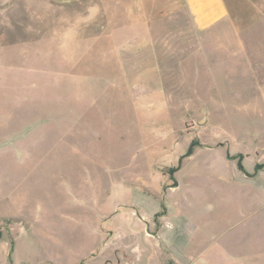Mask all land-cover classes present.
<instances>
[{"label": "rangeland", "instance_id": "374dc122", "mask_svg": "<svg viewBox=\"0 0 264 264\" xmlns=\"http://www.w3.org/2000/svg\"><path fill=\"white\" fill-rule=\"evenodd\" d=\"M223 1L0 0V264H264V0Z\"/></svg>", "mask_w": 264, "mask_h": 264}, {"label": "crops", "instance_id": "0c3cea01", "mask_svg": "<svg viewBox=\"0 0 264 264\" xmlns=\"http://www.w3.org/2000/svg\"><path fill=\"white\" fill-rule=\"evenodd\" d=\"M188 11L198 30H206L227 16L223 0H186Z\"/></svg>", "mask_w": 264, "mask_h": 264}, {"label": "trees", "instance_id": "16d2710c", "mask_svg": "<svg viewBox=\"0 0 264 264\" xmlns=\"http://www.w3.org/2000/svg\"><path fill=\"white\" fill-rule=\"evenodd\" d=\"M192 147H193V145H190V147L187 149L186 153L181 158L188 157L192 152ZM236 166H237L238 170L243 171V168H242L240 161H237Z\"/></svg>", "mask_w": 264, "mask_h": 264}]
</instances>
